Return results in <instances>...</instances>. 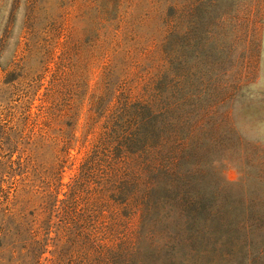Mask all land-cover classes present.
Here are the masks:
<instances>
[{
	"label": "rangeland",
	"instance_id": "1",
	"mask_svg": "<svg viewBox=\"0 0 264 264\" xmlns=\"http://www.w3.org/2000/svg\"><path fill=\"white\" fill-rule=\"evenodd\" d=\"M117 98L155 147L59 221ZM0 264H264V0H0Z\"/></svg>",
	"mask_w": 264,
	"mask_h": 264
},
{
	"label": "trees",
	"instance_id": "2",
	"mask_svg": "<svg viewBox=\"0 0 264 264\" xmlns=\"http://www.w3.org/2000/svg\"><path fill=\"white\" fill-rule=\"evenodd\" d=\"M152 108L151 101L138 100L132 103L128 98L122 100L117 98L112 107L107 106L101 109L102 112H97L99 118H103L99 141L82 165L80 176L64 193V199L59 201L61 205L53 206L59 221L66 219L71 213V199L78 181L92 175L99 177V183L94 189V194L99 200L90 211L96 210L99 205L104 207L103 202L107 204L106 198L125 196L123 202L127 201L126 196H130L132 185L131 181L127 180L131 172L125 160L126 153L135 154L138 151L145 153L155 147L156 137L152 132L147 131L152 126L154 118ZM141 202H143L142 197ZM83 215L84 213L79 216L82 218ZM81 235L84 236V232Z\"/></svg>",
	"mask_w": 264,
	"mask_h": 264
}]
</instances>
